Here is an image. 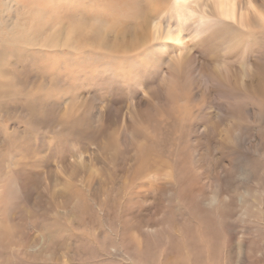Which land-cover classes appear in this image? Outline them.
<instances>
[{
	"label": "rangeland",
	"instance_id": "374dc122",
	"mask_svg": "<svg viewBox=\"0 0 264 264\" xmlns=\"http://www.w3.org/2000/svg\"><path fill=\"white\" fill-rule=\"evenodd\" d=\"M205 1L169 0L160 19L182 30L207 73L234 82L255 77L264 61V26L251 31L260 52L238 54L229 21H209L214 25L201 35L194 30L196 2ZM80 2L23 5L37 4L26 17L39 30L53 26L63 34L73 16L114 22V15L145 11L150 0ZM193 7L191 27L184 19ZM154 45L171 52L181 44ZM21 46L18 52L15 44L0 45V264H264V152L234 167L230 143L236 125H244L250 146L264 150V119L246 121L253 106L232 114L231 98L191 80L188 69L182 74L190 81L169 101V120L166 107L161 115L167 133L120 130L143 99L152 112L164 106L154 95L167 82L168 51L152 45L129 56L116 71L126 81L116 82L94 52L56 49L41 59ZM104 111L118 115L108 129L99 124ZM5 242L16 246L3 248Z\"/></svg>",
	"mask_w": 264,
	"mask_h": 264
},
{
	"label": "bare ground",
	"instance_id": "6f19581e",
	"mask_svg": "<svg viewBox=\"0 0 264 264\" xmlns=\"http://www.w3.org/2000/svg\"><path fill=\"white\" fill-rule=\"evenodd\" d=\"M51 1L54 4L56 0ZM85 1L83 4V0H81L80 4L84 6L86 4L89 5L94 0ZM103 1L105 2L103 4L105 7L110 3H116V0L113 2L111 0ZM181 1L186 3L189 0ZM196 3L201 15L198 18L197 26L194 28L198 35L208 32L210 26L214 25V23H210L209 21L214 20L225 24L226 21H229L230 23H227V25L231 27L233 32L232 50L234 49L238 54L246 56L260 52V42L257 40L258 32L252 33L251 31L264 26V0H261L260 3L255 0H247L246 2L244 0H206L205 2ZM169 7V0H150L145 11L141 9L137 10L136 13L127 12L128 14L123 12V14H127L124 17H116L114 15V19H116L114 22L102 17L91 18L86 16L89 15L88 13L84 12L78 18L73 16L72 19H77L76 22L72 27L71 24L64 25L67 26V32L59 34L53 26L52 28L48 26L49 30L44 25L43 28L45 29L39 30L40 26L35 24L34 21L33 24L31 22L32 19L30 20L26 17L29 13L31 14V9H37V4L33 8V4L23 5V0H0V45L6 43L15 44L18 52L22 44L27 45L30 49L38 51L41 59H44L47 54L51 56V54L56 52V49H63V53L68 56L69 54L75 55V53H81L83 50H85L84 52H94L99 55L100 58L98 59L108 66L105 71L108 78H110V75H113L116 82H124L126 81L124 76L116 71L119 69V66L128 65L127 63L130 60H127V58L129 56H143L152 49V45L169 52L167 48L154 44L161 43L163 40H173L181 45H175L171 52L165 54L167 56L166 59H169L166 69L167 82L154 95L155 99L160 104H164V106L152 112L151 102L143 99L141 105L138 106L137 110L132 111V115L128 121H125L120 130H138L139 126H144V128L156 135L159 132L167 133V127H163L164 124H162L166 121L161 118L162 112L164 107H166L165 116H169V101L171 97L173 101H176L180 96L178 86L182 84V90H184L185 85L190 81L189 76L191 80L197 81L201 85L211 86L225 100L230 97L232 114L244 112L247 107L253 106L246 121L250 123L263 120L264 68L260 64L264 66V61L260 60V64L256 63V76L249 80L246 78L247 75L238 78V81L234 82L232 80L229 81V79H223L216 72L207 73L205 70L206 64L192 53V50L188 46L189 42H185L182 30L173 31L167 28L160 19L163 18L162 14ZM196 11L197 9L193 7L192 12L188 17H185L184 23L190 21V26H194L196 22L190 16ZM207 43L212 44V41L208 40ZM196 44L199 45L200 43ZM200 53L202 54V52ZM132 63L134 66V62ZM95 67L93 68L94 72ZM198 68L200 70L196 74L195 72ZM188 69L189 76L188 80H186L182 72ZM117 75H119L118 78ZM133 86L134 82L130 79L129 87L133 89ZM113 114L109 111L101 112L98 116L100 126L103 127L110 119L118 118L117 114ZM150 114L155 117L156 121L146 118ZM167 120H169V117ZM110 123L104 127L106 129L110 128L115 121ZM140 123H145L146 125H140ZM235 128L237 135H233L230 140V143H234L233 146L235 148L230 149L234 150L238 155V160L234 165V167H237L242 159L250 161L252 155H260L264 150L261 147L253 148L250 146L245 133L247 128L244 125H236ZM145 139L148 138L146 137ZM237 149H241L243 152H239ZM142 154V152H137L136 156L141 157ZM194 158L196 162H200L201 157L195 155ZM218 161V158H213L214 167H216ZM222 186L219 185L218 188L220 189ZM219 189L215 192V198L221 194L218 192ZM3 246V248H7L8 246H16V244L5 242Z\"/></svg>",
	"mask_w": 264,
	"mask_h": 264
}]
</instances>
